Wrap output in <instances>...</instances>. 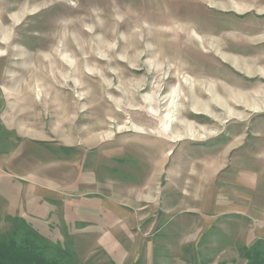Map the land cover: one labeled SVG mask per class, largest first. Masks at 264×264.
I'll list each match as a JSON object with an SVG mask.
<instances>
[{
    "label": "rangeland",
    "instance_id": "rangeland-1",
    "mask_svg": "<svg viewBox=\"0 0 264 264\" xmlns=\"http://www.w3.org/2000/svg\"><path fill=\"white\" fill-rule=\"evenodd\" d=\"M0 119L18 187L90 217L45 236L63 264L264 252V0H0Z\"/></svg>",
    "mask_w": 264,
    "mask_h": 264
},
{
    "label": "crops",
    "instance_id": "crops-1",
    "mask_svg": "<svg viewBox=\"0 0 264 264\" xmlns=\"http://www.w3.org/2000/svg\"><path fill=\"white\" fill-rule=\"evenodd\" d=\"M4 128H2L0 119V218L3 217V219H7L19 217L29 222H44L45 224L43 223L44 225L41 227L34 223L32 224L46 237H64L65 235L76 236L79 229L83 227V225H79V221L83 220V222H85L87 220L91 223V221H89L90 217L84 218L80 213V200L64 198L59 188L44 187L46 191L43 192H41L43 189L36 188L34 194L32 192L26 193V190L24 191L22 187H18V181L16 180L18 172L27 171L21 168V164L18 170L19 158L27 156V141L22 142L18 147L15 138L16 135L13 134V138H11L9 132L6 133V130H9V128ZM30 157L32 158V154ZM49 193L52 194V196H50L52 199H50ZM59 195L62 196L60 197ZM33 196L37 198L33 200ZM169 203H172V201L170 200ZM111 211L112 205L109 213H112ZM108 218H105L106 226L112 223V214H109ZM90 223L88 226H91ZM93 228L96 229V224L93 225L91 230ZM104 230V233L101 234L109 235L106 227ZM85 235L91 236V234L89 235L87 233L83 234V236ZM141 253L140 251L131 257L130 260L132 264L137 257H141ZM128 254L129 252L127 256ZM124 255L125 253L121 255L122 261H125L127 257Z\"/></svg>",
    "mask_w": 264,
    "mask_h": 264
},
{
    "label": "trees",
    "instance_id": "trees-1",
    "mask_svg": "<svg viewBox=\"0 0 264 264\" xmlns=\"http://www.w3.org/2000/svg\"><path fill=\"white\" fill-rule=\"evenodd\" d=\"M52 250L53 247L48 244L45 236L29 225L20 241L17 239V232L9 236L7 241H0V264H63L62 258L52 254ZM54 250L58 254L62 253L60 249ZM247 257L248 264H264V252L255 250L248 253Z\"/></svg>",
    "mask_w": 264,
    "mask_h": 264
},
{
    "label": "bare ground",
    "instance_id": "bare-ground-1",
    "mask_svg": "<svg viewBox=\"0 0 264 264\" xmlns=\"http://www.w3.org/2000/svg\"><path fill=\"white\" fill-rule=\"evenodd\" d=\"M232 56V55H231ZM236 62H238V61H236ZM240 63V62H239ZM246 63V62H245ZM217 88L218 89H222V87L220 88L219 87V85L217 86ZM199 91H200V94H203V92H202V90H201V88L199 87ZM220 91H222V90H220ZM220 91H218V93H221Z\"/></svg>",
    "mask_w": 264,
    "mask_h": 264
}]
</instances>
